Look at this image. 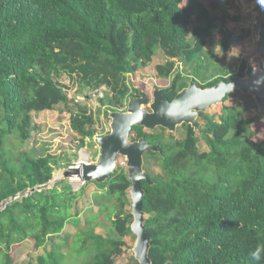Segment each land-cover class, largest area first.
Masks as SVG:
<instances>
[{
    "label": "trees",
    "instance_id": "1",
    "mask_svg": "<svg viewBox=\"0 0 264 264\" xmlns=\"http://www.w3.org/2000/svg\"><path fill=\"white\" fill-rule=\"evenodd\" d=\"M235 1L0 0V208L51 182L59 165L53 155H27L17 165L2 155L16 130L22 142L29 139L33 112L70 113L78 149L96 135L93 117L71 105L54 74L78 76L92 90L111 88L107 103L113 111L128 103L131 91L138 95L126 76L152 66L158 79L173 81L174 91L164 96L169 101L185 85L179 65L203 88L230 82L231 76L209 82L214 75L208 73L217 55L238 54L251 36L250 30L237 34L228 26L241 22L242 15H230L222 2ZM220 9L218 17L214 12ZM260 28L264 41V22ZM159 50L163 63H157ZM215 110V116L204 118L207 152H200L192 127L178 130L179 137L164 128L132 130V141L144 138L164 150L144 156L152 182L143 181L142 188L153 264H264L250 257L264 244V137L257 139L264 123L246 119L244 107L228 97ZM92 183L99 189L93 194L98 212L84 221L75 205L85 190L76 192L68 180L1 210L0 264H13L12 248L27 240L36 251L46 249L29 264H67L71 253L82 264H139L125 240L134 235L128 170L119 167L108 182ZM102 216L111 226L106 236L95 228ZM68 224L76 233H64Z\"/></svg>",
    "mask_w": 264,
    "mask_h": 264
},
{
    "label": "rangeland",
    "instance_id": "2",
    "mask_svg": "<svg viewBox=\"0 0 264 264\" xmlns=\"http://www.w3.org/2000/svg\"><path fill=\"white\" fill-rule=\"evenodd\" d=\"M222 5H224L223 8H225L230 15H242L241 22H232L229 23L228 26L230 28H237V34H241L244 30H250L251 36L247 39L245 48L238 52V54L230 55L228 58H225L223 54H219L214 58L212 69L208 73L209 76L214 75V78L210 76L209 80H211L209 82L215 81L221 77L238 76L244 63L250 61L251 63H256L259 61L258 58L254 60H252V58L256 53V46H264V41L261 38L262 30L260 28V23L264 22V6L259 3V0H236L227 5L225 2H222ZM214 14L218 17L221 16L222 9L215 11ZM196 25L197 24H195L194 27ZM191 34H193V31H191ZM164 61V53L162 50H159L157 54V63H163ZM179 67L185 77L184 82L187 83L192 76H189V73L183 70L182 65H179ZM154 75L155 70L152 66L149 70L142 69L135 74H128L126 76V83L129 85L134 84L136 87H145L146 92L150 95H152L157 88H165L171 85V80H161ZM53 76L55 83L66 91L71 105L76 107L79 105L81 110L93 117L97 129L95 137L88 139L84 148L78 149L75 143V135L71 130L70 113L60 111L33 112L32 130L29 139L26 142H22L20 133L16 130L7 138L5 151L2 155L13 158L15 165L21 164L26 159L27 155L30 158L53 155L59 162V165L55 166L53 180H55L56 175H61L58 181L60 182L65 180L63 179L64 172L70 168L66 167L67 163L72 164L71 167L76 168L82 164H96L100 161L101 147L97 142V137L105 136L110 132L111 120L109 118V112L113 110L110 105H108L107 99L113 95V91L111 88L105 86H102V88L98 90L86 88L85 84L78 76H70L66 73H61L59 75L54 74ZM198 82L202 85L204 84L199 80ZM130 97H133V91L130 92L129 98ZM228 98H230L235 105L244 107L246 119L255 118L258 122H261L260 125L264 123V116L258 115L255 102L252 98L244 97L241 93L231 94ZM127 104H124L120 112H125L127 110ZM208 115L215 116V108L210 109ZM207 125L208 123L205 119L200 120V130L197 131L200 152H207L209 150L208 145L203 139V133ZM255 130L257 131V128ZM260 130L261 131L257 132V139H262L264 137V128L262 127ZM175 135L177 137L180 136L178 133ZM119 167L127 169V161L125 158H119ZM2 174V167L0 165V192L4 187ZM67 180L76 192L79 193L85 190V194L78 199L75 205L81 220L84 221L87 217L94 216L98 212V209L93 206V194L99 191L97 186L94 183H91V185L83 184L79 178ZM110 227L108 220L102 216L97 221L95 228L97 233L106 236ZM66 232L74 234L76 233V229L73 225L68 224L64 233ZM125 240L127 242V251L129 255L132 256V248L135 245L136 237L130 235ZM59 242L62 241H57V243ZM50 249L51 246H48L47 251H50ZM45 253V248L36 251L34 242L30 240L25 241L23 244L15 245L11 250L13 264L36 263L37 257ZM67 259V264H82L72 253Z\"/></svg>",
    "mask_w": 264,
    "mask_h": 264
},
{
    "label": "water",
    "instance_id": "3",
    "mask_svg": "<svg viewBox=\"0 0 264 264\" xmlns=\"http://www.w3.org/2000/svg\"><path fill=\"white\" fill-rule=\"evenodd\" d=\"M256 58L259 59L257 66L248 63L243 77H233L230 82L221 81L206 89L199 88L192 80L172 102L164 100V95L173 91L174 85L169 88L155 89L152 100L142 87H136L139 97L129 98L125 112H109L110 132L105 136L97 137L101 147L100 161L96 164L70 167L64 172L65 180L79 178L83 184L92 182L104 184L119 169V158L126 159L128 178L132 183L130 189L133 216L131 231L136 236L132 252L139 264H153L150 257L152 238L145 226L146 215L143 211L145 191L142 188L143 181L150 184L152 182L144 169V156L147 152L164 155V150L161 146H153L144 138L132 141L133 128L142 127L149 131L164 128L170 134H176L183 125L197 129L200 114L207 113L210 109L219 106L229 95L236 93L252 97L258 113L264 116V46H256V53L252 60ZM59 180L60 178L55 179L48 184L29 189L24 194H18L4 202L0 211L31 193L53 187Z\"/></svg>",
    "mask_w": 264,
    "mask_h": 264
},
{
    "label": "flooded vegetation",
    "instance_id": "4",
    "mask_svg": "<svg viewBox=\"0 0 264 264\" xmlns=\"http://www.w3.org/2000/svg\"><path fill=\"white\" fill-rule=\"evenodd\" d=\"M248 63H251V61L250 62H246V65H245V70H246V66H247V64ZM257 63L258 62H254V63H251L253 66H257ZM245 70H244V72H245ZM244 76V73H243V75H238V76H236V77H243ZM192 80L190 79L187 83H183V84H185L184 85V87L183 88H181L179 91H177V93H176V95L174 96V99H175V97L177 96V94L180 92V91H182L184 88H187L188 86H189V84H190V82H191ZM193 81H195V80H193ZM196 82V81H195ZM197 83V82H196ZM172 85H174L173 84V81H171V85L170 86H168V87H165V88H169V87H171ZM197 86L199 87V88H201V89H206V88H203L201 85H199L198 83H197ZM138 87V86H137ZM175 87V86H174ZM143 88V87H142ZM164 88V87H163ZM162 89V88H161ZM175 89V88H174ZM174 91V90H173ZM146 92V91H145ZM172 92V91H171ZM149 96H150V99L152 100L153 98V93H152V95H150L148 92H146ZM170 92H168V93H166L165 95H167V94H169ZM164 95V96H165ZM133 97H139V93H138V95L137 96H133ZM173 99V100H174ZM165 100V99H164ZM172 100V101H173ZM167 101H169V100H167ZM171 101V102H172ZM206 114H208V112L207 113H205V114H200V117L198 118V120H197V129H195V128H193L196 132L197 131H199L200 130V120L201 119H204L205 118V115ZM185 127H191V126H187V125H183L181 128H179L178 130H182V129H185ZM178 132V131H177ZM198 133V132H197Z\"/></svg>",
    "mask_w": 264,
    "mask_h": 264
},
{
    "label": "clouds",
    "instance_id": "5",
    "mask_svg": "<svg viewBox=\"0 0 264 264\" xmlns=\"http://www.w3.org/2000/svg\"><path fill=\"white\" fill-rule=\"evenodd\" d=\"M259 3L264 6V0H259ZM250 257L257 262L264 259V244H258L256 248L250 252Z\"/></svg>",
    "mask_w": 264,
    "mask_h": 264
}]
</instances>
